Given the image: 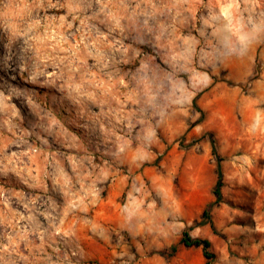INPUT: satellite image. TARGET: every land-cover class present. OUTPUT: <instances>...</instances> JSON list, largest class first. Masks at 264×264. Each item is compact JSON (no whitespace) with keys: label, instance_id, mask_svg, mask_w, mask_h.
<instances>
[{"label":"clouds","instance_id":"1","mask_svg":"<svg viewBox=\"0 0 264 264\" xmlns=\"http://www.w3.org/2000/svg\"><path fill=\"white\" fill-rule=\"evenodd\" d=\"M0 264H264V0H0Z\"/></svg>","mask_w":264,"mask_h":264}]
</instances>
